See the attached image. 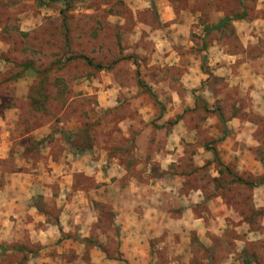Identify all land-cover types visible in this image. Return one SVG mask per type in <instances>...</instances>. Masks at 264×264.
<instances>
[{"label": "rangeland", "instance_id": "1", "mask_svg": "<svg viewBox=\"0 0 264 264\" xmlns=\"http://www.w3.org/2000/svg\"><path fill=\"white\" fill-rule=\"evenodd\" d=\"M104 67L112 81L128 87L115 109H98L91 89L94 79L103 80ZM253 72L264 73V0H0V114L18 106L28 120L43 96L53 98L46 101L52 111L62 105L67 118L85 126L73 131L81 142L88 133L108 140L112 116L132 117L131 128L140 131L133 144L143 158L166 145L179 147L186 183L210 197L222 191L233 206L226 232L210 240L182 227V203L165 210L162 236L172 241L163 239L152 264H264V239L241 249L235 227L242 220L258 225L261 211L248 198L252 182L262 183L264 175L253 178L240 163L225 165L217 151L247 120L257 125L264 148V89H257ZM61 81L67 87L60 89ZM144 112L154 117L144 119ZM194 155H200L196 163ZM131 156L128 161L138 158ZM13 168L11 160L0 162V188L3 171ZM44 203L38 202L57 212V205ZM9 209L0 206V213ZM169 211L177 218L170 220ZM196 212L210 213L209 202L197 204ZM7 220H0V264H40L35 234L29 227L14 231Z\"/></svg>", "mask_w": 264, "mask_h": 264}, {"label": "crops", "instance_id": "2", "mask_svg": "<svg viewBox=\"0 0 264 264\" xmlns=\"http://www.w3.org/2000/svg\"><path fill=\"white\" fill-rule=\"evenodd\" d=\"M102 72L103 80L97 77L91 86L97 108L115 109L123 102L121 95L128 87L112 81L105 67ZM260 73L253 72L251 77L257 89L263 90L264 73ZM58 84L60 89L67 87V82ZM45 97L28 120H23L18 106L0 114V162L11 160L14 166L11 171H3L0 206L10 209L0 213V220L6 224L10 218L8 224L14 231L30 228L39 244L37 262L152 264L156 259L154 252L163 248V239L170 240L169 236H162L164 217L165 210L174 208L175 203L178 206L182 203L187 209V215H183L184 229L197 236H208L209 240L211 235L221 237L226 232L229 217L236 214L233 206L222 191L210 197L202 187L186 183V177L179 171V147L176 150V146L166 145L152 152L148 159L143 158L144 151L133 144L140 131L131 128L132 117L122 114L109 119L108 140L88 133L81 142L73 132L81 123L66 117L58 100L61 97L54 96L61 103L57 111H52L46 102L53 98L44 101ZM143 114L144 119L154 117L147 112ZM138 117L141 116L137 114ZM244 122L236 128L233 138L229 136L217 146V151L225 165L240 163L254 178L264 175V148H260L254 121ZM100 127L97 123L92 129ZM130 154L138 158L128 161L133 159L127 157ZM198 157L194 155L193 162ZM249 193L250 205L254 211H261V217L256 227L246 220L235 226L242 233L237 239L242 243L241 249L264 239V181L252 182ZM39 201L57 205V212H49ZM207 202L210 213L197 214V204ZM167 217L177 218L170 211ZM182 227L172 229L180 232ZM159 236L160 241L155 243ZM59 237L63 239L60 243ZM53 249L59 252L57 256L47 253ZM173 253L172 260L176 256Z\"/></svg>", "mask_w": 264, "mask_h": 264}, {"label": "trees", "instance_id": "3", "mask_svg": "<svg viewBox=\"0 0 264 264\" xmlns=\"http://www.w3.org/2000/svg\"><path fill=\"white\" fill-rule=\"evenodd\" d=\"M237 17H241V15H240V16H237ZM204 59H205V57H204ZM99 67H100V66H99ZM139 86L144 87V89H145L146 91H148V93L154 98L155 102L158 103L159 105H161V102L159 101V99H158L156 93L153 92L152 89H151L149 86H147L146 84H144V83L141 82V81L139 82ZM214 154H215V156L217 157V155H216V151H214ZM0 247H2V246H0ZM2 248L4 249V247H2ZM18 249L22 250V249H24V248H23V247H18Z\"/></svg>", "mask_w": 264, "mask_h": 264}]
</instances>
